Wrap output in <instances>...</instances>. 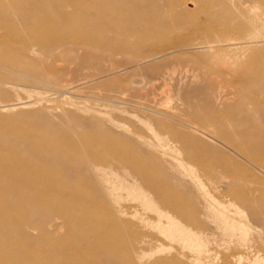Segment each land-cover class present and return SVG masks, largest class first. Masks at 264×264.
<instances>
[{
	"label": "rangeland",
	"instance_id": "374dc122",
	"mask_svg": "<svg viewBox=\"0 0 264 264\" xmlns=\"http://www.w3.org/2000/svg\"><path fill=\"white\" fill-rule=\"evenodd\" d=\"M68 1L22 0L17 4L0 0L4 5L0 26H65L61 5ZM82 1L77 10L68 9L78 18L73 33H81L86 20H96L101 26L115 20L129 22L158 6L166 8L168 2ZM216 1L203 0L200 7L179 10L186 18L210 25L215 15V38L220 40L224 58L217 66L221 75L208 74L210 69L203 63L215 58L205 48L197 49L189 61L159 57L162 66L157 69L146 63L142 68L126 65L129 55L70 64L66 77L73 86L71 93L17 78L12 84L0 83V143L24 146L30 133L41 134L59 156L56 163L42 162L53 177V188L46 194L57 199L24 205L15 201L11 207L22 205L23 212L40 226L44 219L39 206L65 211L74 218L62 222L56 215L45 223L43 232L32 229L34 239L20 248L28 257L22 260L24 264H35L30 260L33 257L70 258L74 248L79 249L74 259L84 261L96 255L91 264H264V97L244 103L246 97L235 87L264 89V0H223V5ZM113 64L122 66L103 71ZM171 66L174 74L165 76L162 84L175 99L183 97L179 106L200 114L220 111L225 116L222 121L216 117L211 126L184 127L179 125L176 114L180 111L174 100L159 105L164 96L156 92L144 88L119 91L130 82L155 78ZM231 115L244 119L246 131H261L262 137L247 140L251 158L240 157L225 138L237 129L227 120ZM132 157H148L153 162L137 175L112 169L116 160ZM67 160L71 163L65 164ZM206 174L223 182V199L213 198L209 205L199 194H210L203 182ZM54 222L61 226L55 227ZM95 222L108 223L100 237L114 235L111 248L127 253L121 260L107 263L95 246H86L78 238ZM5 237L0 234V239ZM4 255L11 257L0 248V256Z\"/></svg>",
	"mask_w": 264,
	"mask_h": 264
},
{
	"label": "bare ground",
	"instance_id": "6f19581e",
	"mask_svg": "<svg viewBox=\"0 0 264 264\" xmlns=\"http://www.w3.org/2000/svg\"><path fill=\"white\" fill-rule=\"evenodd\" d=\"M12 1L17 4L24 3L22 0ZM94 1L99 3L100 0ZM216 2L220 5L225 3L223 0H217ZM261 2L264 3V1ZM82 3V0H69L61 5L63 12L66 14L65 26H0V83L12 84L14 83L12 79L17 78L41 84V87L55 89L62 93H71L73 86L69 82L70 79L68 80L66 77L67 71L71 70L70 64L87 63L92 58L111 61L120 55H129L130 59L126 62V65L142 68L143 64L146 63L149 67L157 69L162 66V63L157 60L159 57L172 56L174 60L176 59L175 61L177 59H181V62L189 61L197 55L200 49L205 48L215 58L209 63H203L205 67L210 69V71H207L208 74H222V70L217 67L218 61H223L224 58L220 52L222 49L221 44L218 43L220 40L215 38L218 32L217 28L214 27L215 24H218V20L214 18L215 15H213L212 25H210L196 18H186L183 11L179 10V8L200 7L203 5V0H168L166 8L158 6L149 14L144 16L135 15L130 18L129 22L115 20L109 26H101L100 23L97 24L96 20L91 23L86 20L82 25L83 31L73 33L72 30L77 25L78 18L74 12H69L68 9L77 10ZM3 7V4L0 5V10H3ZM64 53L68 57H65ZM119 66H122V64H113L108 70L103 71L112 72ZM60 68H62L61 71ZM170 69L155 78L149 79L148 77V79H145L146 77H144V80L130 82L119 91L122 94L136 92L144 88L148 92H156L154 94H157V96H164L163 99L159 98L160 101L157 102L159 105H167L169 100H174L175 109L180 111L176 114L179 125L184 127L200 129V126H211L214 121L213 118L217 117L218 122L225 118L222 112L217 110L214 113L200 114L196 110H187L180 107L179 99L182 101L184 100L183 97L175 99L171 95L172 91L170 92L169 88L166 89L165 84H162V79L165 76L174 74L172 72L175 67L171 66ZM224 81L231 83L228 80ZM220 82L223 83V80H220ZM235 87L238 94L244 95V98L246 97L244 103L258 102L264 97L263 88L254 90L240 85ZM157 90L159 91L157 92ZM64 99L66 101V97ZM227 120L237 127L235 133L225 135L227 142L237 149L235 151L241 155L240 157L251 158L252 151L251 148L248 149L246 146L247 140L262 137L261 131L258 129L252 132L246 131L243 128L245 121L239 116L231 115ZM177 139L179 143L182 142L181 138ZM141 141L143 140L141 139ZM23 145L0 143V234L6 235L5 239H0V248L6 249L7 254L11 256H0V264H24L22 260L28 259V257H25L26 254H22L20 248L25 242L30 243L34 239L31 233L32 229L43 232L45 223L56 215L62 218V222L70 220L72 222L74 220L65 211L39 206V209H42L41 215L44 219V225L40 226L23 212L22 205L11 207L15 201H20L24 205L25 202L37 203L57 199L46 194L53 188V177L46 172L43 167L45 164L42 163L43 160L50 163L58 162L59 156L56 148L50 146V142L45 136L31 133L24 139ZM249 147H251L250 144ZM169 160L173 162V158ZM152 162L153 160L148 157H132V159L116 160V164L112 166L114 168H111L129 171L133 175H137L142 169L146 170ZM64 163L69 164L71 161L67 160ZM156 164L160 165L161 161L156 159ZM155 180L154 182H156ZM203 182L210 189V194L199 191L203 203L209 205L213 198L224 196L222 179L206 174L203 176ZM107 224H102V222L90 223L78 234V238L86 246H95L98 254L100 253L107 263H112L121 260L127 253L120 250L115 251L111 248L109 242L113 240V234L100 237L101 229L109 226ZM54 226L60 227L61 225L54 222ZM90 235H95V238L91 239ZM116 236L118 237V235ZM78 251L79 249L74 248L72 251L74 254H71L70 258L52 255L45 260L36 259V257L30 258V260L33 259L31 262L35 264H91L96 259V255L90 259H84V261L72 258L76 256ZM128 257L130 258L129 254Z\"/></svg>",
	"mask_w": 264,
	"mask_h": 264
}]
</instances>
